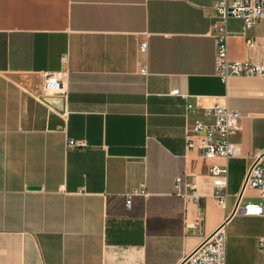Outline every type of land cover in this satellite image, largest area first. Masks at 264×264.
Instances as JSON below:
<instances>
[{"label": "crops", "instance_id": "1", "mask_svg": "<svg viewBox=\"0 0 264 264\" xmlns=\"http://www.w3.org/2000/svg\"><path fill=\"white\" fill-rule=\"evenodd\" d=\"M214 2L0 0V264H178L224 221L226 264H263L264 216L226 220L264 152L263 81L216 74ZM242 24L227 21L229 59L264 63V15L252 47ZM59 69L64 97L42 88ZM215 102L241 114L236 157L186 146V126ZM211 163L228 165L225 207ZM246 194L259 200L246 188L241 205Z\"/></svg>", "mask_w": 264, "mask_h": 264}, {"label": "built area", "instance_id": "2", "mask_svg": "<svg viewBox=\"0 0 264 264\" xmlns=\"http://www.w3.org/2000/svg\"><path fill=\"white\" fill-rule=\"evenodd\" d=\"M214 11V22L210 35L213 38L215 48L216 74L223 81L232 75L259 77L263 81L264 97V63L231 60L228 57L227 48V38L230 34L227 29V21L231 17L242 20L241 33L245 36L246 45L249 47L255 45L256 40L250 34V30L264 15V0H215ZM145 48L146 42H142L140 49L144 51ZM65 59L66 55H63L62 61ZM141 71L146 73L145 68H142ZM66 74V69L43 72V91L64 97L66 95L64 87ZM171 92L180 94L178 89H173ZM240 117V112L230 107L227 102H215L210 107L202 108L201 116L192 120L190 128L187 126L185 128L186 146L188 148L197 147L209 159L215 157L229 159L238 156L239 147L230 140V136L239 128ZM67 143L72 146L83 144L74 139H68ZM208 171L212 179V195L218 205L225 207L228 197L226 191L228 165L226 163H211ZM175 183L177 191L186 202L191 201L196 204L201 202V195L195 182L187 183L180 176H177ZM246 188L256 190L259 200L257 202L248 201L243 205L239 200L235 212L264 216V152L255 155L249 165L240 197ZM146 194L143 189L126 193L125 205L130 207L134 196ZM207 236L178 264H226V234L223 227L216 228ZM259 248L263 252L264 264V237L259 241Z\"/></svg>", "mask_w": 264, "mask_h": 264}, {"label": "water", "instance_id": "3", "mask_svg": "<svg viewBox=\"0 0 264 264\" xmlns=\"http://www.w3.org/2000/svg\"><path fill=\"white\" fill-rule=\"evenodd\" d=\"M30 188H37V186H36V185H30ZM239 200H240V196L238 197V201H237L235 207L233 208V210H232V212L230 213V215L226 218V220H227L228 218H230V217L235 213V211H236V207H237V205H238ZM224 224H225V221H224L222 224H220L217 228L223 227ZM208 236H209V235H208ZM208 236H207V237H208ZM187 256H188V255H186L182 260H184Z\"/></svg>", "mask_w": 264, "mask_h": 264}, {"label": "rangeland", "instance_id": "4", "mask_svg": "<svg viewBox=\"0 0 264 264\" xmlns=\"http://www.w3.org/2000/svg\"><path fill=\"white\" fill-rule=\"evenodd\" d=\"M248 200H251V201H256V199L255 198H252V197H250L249 195H243V197H242V199H241V202H246V201H248Z\"/></svg>", "mask_w": 264, "mask_h": 264}]
</instances>
